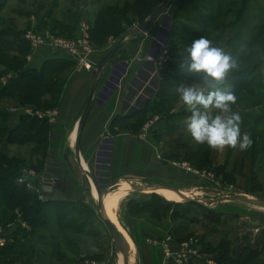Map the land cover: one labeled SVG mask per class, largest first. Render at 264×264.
I'll return each instance as SVG.
<instances>
[{"label": "trees", "instance_id": "obj_1", "mask_svg": "<svg viewBox=\"0 0 264 264\" xmlns=\"http://www.w3.org/2000/svg\"><path fill=\"white\" fill-rule=\"evenodd\" d=\"M160 1L116 0L112 4L102 5L94 13L93 18L89 22V36L93 44L96 48L97 45H103L108 35L116 39L119 38L134 24L146 18L150 10ZM185 1L187 3L192 2V0H180L179 5L173 10L169 21L168 38L165 43L169 53H172L173 49L171 41L172 28L175 27L176 15ZM5 2L6 0H0V12ZM257 9L258 11L255 12H259V21L261 22L252 26L250 29L252 33L263 29L262 27L264 26V8L257 6ZM247 11V0H239L235 8L228 7L224 10L223 14H233L235 23H237L240 20L239 18L242 12ZM251 11L253 12L252 9ZM211 12L212 14L207 9L204 10V13L196 11L190 19L193 20L198 28L207 30V27H210L216 30L217 22L214 18L218 12L212 10ZM28 13V10H17V14L20 16L27 17ZM50 13V10L47 9L44 14L37 16V23L40 26L50 28L53 33L58 35L70 34L76 22L82 18L78 12L71 15V20L69 18L68 21H58ZM1 20L2 18L0 16V75L9 73V77L3 85H0V98L14 97L19 104H31L35 109L54 108L64 82L61 69L64 66L74 63L61 57L52 56L42 59L38 68L27 66L24 56L29 50V47L27 42L22 38V33L27 25L24 28H18L13 17L6 18L3 24H1ZM243 22L245 21L243 20ZM231 23L230 21L223 22L218 27L223 30L225 25L229 27ZM238 23L236 31L233 32L231 37L226 39L225 44L235 41L233 39H237V30L243 25L242 22ZM203 33L201 32L200 36H203ZM251 41L252 39L249 37L245 46L236 54L234 61H239L242 58L245 54V49L250 47ZM254 68L255 64L252 63L248 68H239L232 72L231 78L233 82L231 83L230 91L234 94L236 89L246 91L245 87L248 81L240 80L239 77L243 78L247 73H254ZM181 72L174 61L172 62L169 59L162 61L159 69L158 88L154 97L147 100L139 109L133 110L125 115L117 114L113 116L109 124L111 132L115 133L120 129L127 130L128 132L139 131L148 114H153L159 110H168L167 103L169 99L175 96V92L173 93L171 91L176 89L174 83L177 82ZM259 76L264 92V84L260 71ZM240 116L244 129L241 133L246 132L250 134L253 141L250 148L240 151L239 154L240 164L245 162V168L249 171L246 176V185L248 184V186L244 188V193L257 197V194L264 192V127L261 129L256 128V124L260 118L252 119L250 120L251 122L246 123L244 119H247V116L244 114H240ZM7 119L8 112L0 107V140L5 144L17 146L29 144L30 146L27 157L23 158L9 155L0 150V224L13 221L16 214H18L20 220H23L30 226V230L21 229L17 225L11 231V240L0 247V264H83L84 258H86L85 255L70 257L66 254H76L78 248H76L77 246L65 234L73 232L74 234L92 236L93 232L90 229L86 230L85 225H88L90 228L92 224L97 226L100 224L103 226L102 223L96 217L94 210L83 202L39 200L22 183L16 182L15 179L21 167L29 166L34 169L40 168L46 153L47 133L50 124L46 118H39L35 115L25 113L19 114L17 122L11 127L6 126ZM114 125L116 128L113 129L112 127ZM147 135L157 145V141H161V137L166 136V132H161L159 136L158 127L155 129L154 126L148 131ZM181 145L183 146V144H180V147ZM183 149L191 154V163L194 165L201 167L205 164H210V160L203 158L198 150L193 152L186 146H183ZM164 159L168 158L164 157ZM217 172H221L222 176L227 180H233L232 174L230 172H224L221 166H218ZM259 174L263 178V181L258 180ZM258 198L264 200V197ZM125 205L129 215L146 212L155 220H160L165 217L172 220L176 219L179 213L187 212L190 209L189 207L201 209L204 216L212 224L222 222L220 220L221 217L225 218L230 216V214L208 210L199 202H171L155 192H151L140 202L129 199ZM176 208H178L177 211ZM178 227L177 225L171 231L170 237L173 242L184 240V238L180 239L178 237ZM60 232L62 234L61 237L66 240V247L61 252L56 247L55 241L57 234ZM34 236L37 241L40 240L43 243L32 244L31 242L34 241ZM18 238L22 239L20 240ZM198 244L201 258L203 260L206 258L211 259L214 261V264H257L254 261L257 255L254 249L249 246H241L237 252L233 253L231 239L230 237L227 238L226 235L219 237L215 241L201 239ZM89 255L94 259L102 258H99L100 254L96 253ZM105 263L112 264L111 259L108 258Z\"/></svg>", "mask_w": 264, "mask_h": 264}, {"label": "crops", "instance_id": "obj_2", "mask_svg": "<svg viewBox=\"0 0 264 264\" xmlns=\"http://www.w3.org/2000/svg\"><path fill=\"white\" fill-rule=\"evenodd\" d=\"M89 1L74 0L75 6H84L82 12L87 15V19H84L88 24L102 5L116 2V0ZM170 1H167L163 7L164 10ZM100 3L102 4L93 10L92 6L96 7ZM76 11L79 12V10ZM31 17L33 15H29V19ZM163 21L168 24L167 28L164 27ZM169 21V15L163 14L161 10L145 32L136 36L127 34L121 45L101 67L92 92L91 105L79 131L78 160H81L85 167L83 168L75 161L84 176L85 190L89 198L94 195V186L104 198V204L107 197L116 191H121L114 210L117 209L121 215L119 220L124 225L122 227L129 228L130 233L125 231L129 240L127 237L126 239L133 244L138 264H172L162 261L159 248L151 241L171 235L175 221L155 220L146 212L129 215L126 202L129 199L140 202L151 193L152 187L160 185H168L186 193L179 185L184 173L170 164L172 159L160 157L157 145L149 136L150 134L145 138H139L138 131L128 132L120 129L112 133L109 124L113 116L125 115L139 109L147 100L154 97L158 88L159 69L162 62L157 63L156 58L158 56L162 59L166 58L162 52L165 50L164 46L168 37ZM117 39L108 35L103 45H97L95 52L91 55L93 61L91 69H84L75 63L61 69L64 82L58 101L53 108L56 110V115L54 120L49 122L45 156L40 168L35 169L40 170L47 162L57 164L60 168L61 187L58 190L45 191L41 200L85 201L84 189L80 182L82 178L77 179L74 174L68 172L64 153L66 151H68L66 154L70 153L71 149L73 153L77 120L88 97L96 63ZM52 53L45 48L32 54L28 50L24 59L27 66L38 68L41 60L52 57ZM0 107L8 112L7 127L17 122L19 114H29L24 112L25 109H35L31 104H19L14 97H1ZM7 145L0 140V150L9 155L27 157L29 144L10 148H7ZM60 148L61 159L58 157ZM82 168L88 172L89 176ZM137 186L143 189H138ZM92 200L94 202L93 198ZM217 202L223 203L220 212L230 214L237 222L234 224V234L230 237L233 253L237 252L241 246H249L257 252L254 261L257 264H264V208L240 200ZM113 215L115 216L114 213ZM114 222L119 227L118 222L116 220ZM26 225V230H30V226ZM16 237L14 238L17 240ZM11 238L8 237L6 243ZM31 243L33 244L34 241ZM205 260L200 255V258H195L191 263L206 264Z\"/></svg>", "mask_w": 264, "mask_h": 264}, {"label": "rangeland", "instance_id": "obj_3", "mask_svg": "<svg viewBox=\"0 0 264 264\" xmlns=\"http://www.w3.org/2000/svg\"><path fill=\"white\" fill-rule=\"evenodd\" d=\"M99 1L100 0H98V2ZM89 2H93V0H90ZM238 2L239 0H192V2L189 3L186 1L183 2V6H181L178 14L176 15L175 27L172 28V53L168 52L167 46H164L165 50L162 52V54L166 57L165 59H169L172 62L174 61L175 65L178 66V68L182 71L178 76L177 82L174 83L176 85V89L171 91L173 93L175 92V96L169 99V102L167 103L168 110H159L153 114H148L145 118V122L150 119L153 121L152 127L155 126V129L158 127L159 136L161 132H166V136L161 137V141H157V147L159 146L160 148V150L158 148L160 157L163 156L162 158H171L172 160H184L193 169H195V171H209L212 174L213 182L209 184L200 181L194 182L191 179L190 173L180 169L184 173V176L181 177V184L179 185H181L180 187L182 188V191H185L190 196L199 197L201 199L200 204L204 208L214 212H220L223 205V203L220 204L218 202L214 203L211 201L220 196L218 190L223 192L230 191L232 193H243L247 197H250L254 200H262L258 197L263 198L264 192L257 194V197L244 193V188L248 186V184L246 185V176L247 172L249 171L245 168V162L240 164L239 154L241 150L239 149V146L236 148H225L224 150L218 151L210 148L207 144L197 143L191 137L187 130L186 123L190 116V111L188 107L185 106L181 101L178 89L183 85L185 87L190 86L196 88L197 90L203 91L205 94H207L208 91L215 90L217 88L222 91H230L231 83L233 82V79L231 78L232 72L238 70L239 68H248V66L253 63L255 64L254 73H247V75H245L243 78L239 77L240 80H244L245 82L248 81L245 87L246 91L239 89L235 90V95L239 99L235 104L231 105V110L238 112L239 114L246 115L247 119H244L246 123L251 122L250 120L252 119L260 118L259 122L256 124V128L261 129L264 127V92L262 90L259 76V71L261 73V69L264 67V26L262 27L263 29H260L255 33L250 31L252 26L261 22L259 21V12L256 13L255 11H258L257 6H262L264 8V0H247L248 11L242 12V15L239 18L240 20H238V22H242L243 25L237 30V39H233L235 41L225 44L226 39L231 37L233 32L236 31L239 23H235V17L233 14L224 15L223 12L228 7L235 8ZM179 3L180 0H171L170 4L166 6L167 8L165 10L162 9L163 14L167 16L169 15L171 18L173 10L179 5ZM101 4L102 3L98 4L96 7L93 5V10ZM83 7V5H80L79 7L75 6L74 0H6L0 13L2 18L1 24L6 21V18L13 17L16 26L18 28H24V26L28 23L29 15L34 14L33 18L37 20V16L44 14L45 10L47 11V9L50 10V15L58 21H68L71 15H73V12H78L76 10H79V16L83 17L82 19H87V15L82 12ZM18 9H26L31 14L28 13L27 17L20 16L17 14ZM205 9L209 10L211 14V10L218 12L214 18V20L217 22L216 30L211 29L210 27H207V30L198 28L193 20L190 19L192 16H194V12L197 11L204 13ZM45 18L48 19L47 17ZM71 19L72 18H70V20ZM243 20L245 22H243ZM228 21L232 22L229 27L225 25L223 30L219 29L218 26L220 23L223 24V22ZM163 25L167 28L168 24L163 21ZM128 30L125 32H128ZM201 32H204L203 37L207 38L211 42V47L220 49L224 54L230 57V62H233L235 65L226 73L223 82L217 83L213 81L211 77H206L203 72L197 73L187 70V63L190 61L188 60L186 49L191 46L194 40L201 37ZM249 37L252 39L250 43L251 49L250 47L246 48L245 54L242 56V58L239 61H234L236 54L245 46ZM165 59H162L161 57V61H164ZM182 64H184V67H181ZM212 114L214 116L221 113L219 110L213 109ZM240 128L241 131L244 130L242 123L240 124ZM180 144H183V146H186L187 148L189 147V149L193 152L198 150L199 154L203 158H208L210 160V164H205L201 167L194 165L191 163V154L188 153L187 150L185 151L182 145L180 147ZM15 146L16 145L8 144L7 148ZM70 151L71 152L68 154H66L68 151L64 153L65 163L68 165V172L74 174L77 179L82 178L80 182L81 187L84 189L83 199L85 201L83 202H85L87 206H90L94 210V202L92 200V198L94 199V195H92V198L87 196L84 176L74 160L72 149ZM58 157L61 159V148L59 150ZM218 166H221L224 172H230L233 176V180H227L222 176L221 172H217ZM258 180L263 181V178L260 174L258 175ZM156 194L160 195L158 192H156ZM171 202L182 203L183 199ZM189 208L190 209L187 212H182V214H180L178 211L179 215L176 219L172 220L167 217L162 218L169 221H175V225L179 226L177 233L179 234L178 237L180 239H192L194 241L196 240L197 242H199L201 239L215 241L223 235H226L228 238L234 234V224L237 223L234 217H221L220 220H222V222L212 224L204 216V213L201 209H197L195 207ZM177 210L178 208H176V211ZM114 214V221L116 220L118 222L120 229L124 233L125 237H127L129 240V236L125 232L128 231L129 228L122 227L124 225H122L119 220L121 215L117 209L114 210ZM175 225L173 228L176 227ZM85 227L86 230L90 229L93 232L92 236H85V234H74L73 232H68L65 234L67 238L72 240L73 244L77 246L76 248H78L76 254H66L70 257L85 255L86 258L84 259H94L90 257L89 254L96 253L100 254L99 258H102L95 260L107 261V259L110 258L112 264H116V262L117 264H121V258L111 244L105 227L101 226L100 224L98 226L92 224L90 228L88 225H85ZM173 228L171 231H173ZM61 235L62 234L60 232L55 238L56 247L59 248L60 252L64 247H66V240L63 239ZM33 240L36 244L43 243L40 240L37 241L36 237ZM129 243L132 255L131 264H138L133 244L130 241Z\"/></svg>", "mask_w": 264, "mask_h": 264}, {"label": "built area", "instance_id": "obj_4", "mask_svg": "<svg viewBox=\"0 0 264 264\" xmlns=\"http://www.w3.org/2000/svg\"><path fill=\"white\" fill-rule=\"evenodd\" d=\"M22 38L27 42L29 52L32 54L40 49H48L52 51L53 57H61L70 60L75 65H81L84 69H91L93 61L91 55L95 52L96 46L93 44L89 36V24L85 19H79L68 35H58L53 33L50 28L40 26L33 17L29 19L27 27L22 33ZM161 56L156 58V62L160 63ZM9 77V73L0 75V85H3ZM24 112L34 114L39 118H46L48 122H52L56 115V110L48 109H25ZM153 121L144 122L137 136L145 138L148 131L153 126ZM170 164L191 174L194 182H213V176L209 171H195L184 160H170ZM59 166L54 163H45L40 170H35L29 166H23L19 169L16 182L22 183L27 189L32 191L36 198L41 200L45 191L58 190L61 187V175ZM219 197H225L233 194L230 191H219ZM26 230V224L18 217L5 224H0V247L4 246L7 238L10 237L11 231L16 226ZM160 251L162 261L172 264H192L195 258H200L199 244L192 239H185L180 242H173L170 235H165L162 239L151 241ZM206 264H214L211 259L205 260ZM83 264H106L104 260L85 259Z\"/></svg>", "mask_w": 264, "mask_h": 264}, {"label": "clouds", "instance_id": "obj_5", "mask_svg": "<svg viewBox=\"0 0 264 264\" xmlns=\"http://www.w3.org/2000/svg\"><path fill=\"white\" fill-rule=\"evenodd\" d=\"M211 42L201 36L194 40L186 49L188 54L187 70L203 72L213 81L223 82L226 73L235 65L230 57L220 49L211 47ZM184 67V64L181 65ZM180 99L190 111L187 120V130L191 137L199 144H207L214 150L236 148L241 151L252 146V138L248 133H241L242 118L238 112H232L231 105L237 101L231 91L215 89L205 94L193 87L181 86L178 89ZM219 110L221 114L214 115L212 110Z\"/></svg>", "mask_w": 264, "mask_h": 264}, {"label": "water", "instance_id": "obj_6", "mask_svg": "<svg viewBox=\"0 0 264 264\" xmlns=\"http://www.w3.org/2000/svg\"><path fill=\"white\" fill-rule=\"evenodd\" d=\"M168 0H161L159 3H157L148 13L147 17L144 18L143 20L137 22L132 28L128 30V32L122 34L101 56V58L98 60L95 66V71H94V76L93 80L89 89L88 97L86 99V102L80 112V115L77 120V125H76V131H75V136H74V141H73V153H74V158L75 161L80 165L79 160H78V138H79V131L81 128V124L85 119V116L88 112V109L91 105V97H92V92L94 90L95 84H96V79L97 75L99 74V71L101 67L104 65V63L111 57V55L115 52V50L121 45L122 40L124 37L129 34L130 36H136L139 33H143L146 31L150 23L157 17L159 12L163 9V7L166 5ZM261 75H262V82L264 84V67L261 69ZM83 169V168H82ZM83 171L89 176L88 172L83 169ZM136 188L138 189H143V187L137 186ZM147 188V187H146ZM158 188H165L172 190L179 194L183 201H193V202H199L197 197L190 196L189 194H185L180 192L174 187L168 186V185H160V186H154L150 190L151 192H154L155 189ZM94 191L96 194V197L94 199V212L98 220L103 224L105 227L108 236L110 238L111 244L113 245L114 249H120L121 252V264H129V248L126 240L122 236L121 232L117 229L115 224L109 219V217L106 215L104 212L103 206H102V195L101 193L96 189L94 186ZM219 200H240L242 202H246L248 204H252L255 206L263 207L264 208V200H254L250 197H247L243 193H234L225 197H217L214 200H211L212 202H217ZM117 264V262H116Z\"/></svg>", "mask_w": 264, "mask_h": 264}, {"label": "bare ground", "instance_id": "obj_7", "mask_svg": "<svg viewBox=\"0 0 264 264\" xmlns=\"http://www.w3.org/2000/svg\"><path fill=\"white\" fill-rule=\"evenodd\" d=\"M81 166L84 168L85 166L83 165V163L81 162V160H79ZM93 188V186H92ZM125 188V187H124ZM94 191V188H93ZM154 192H158L162 197H164L167 200H171V201H179L181 200V196H179V194H177L176 192L169 190V189H165V188H158L155 189ZM121 191H116L113 195L107 197L105 199V204H104V198H102V203H103V209L104 212L106 213V215L109 217V219L115 224V226L117 227V229L121 232L122 236L124 237V239L126 240L127 244H128V248H129V264H131V248H130V243L129 241L126 239L125 235L123 234V232L121 231V229L116 225V223L114 222L113 218H115V216L113 215L114 213V208L116 206L117 203V198L120 195ZM94 199L96 197L95 191H94ZM188 194V193H185ZM234 194V193H233ZM199 200H201L199 197H197ZM106 205V207H105ZM108 209V210H107ZM107 210V211H106ZM109 211V212H108ZM116 252L118 253L119 257L121 258V252L120 249H116Z\"/></svg>", "mask_w": 264, "mask_h": 264}]
</instances>
